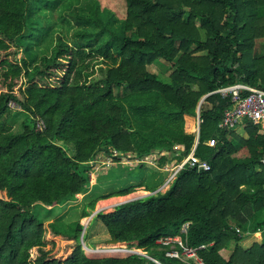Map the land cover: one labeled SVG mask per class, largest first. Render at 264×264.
I'll return each mask as SVG.
<instances>
[{
    "label": "trees",
    "instance_id": "1",
    "mask_svg": "<svg viewBox=\"0 0 264 264\" xmlns=\"http://www.w3.org/2000/svg\"><path fill=\"white\" fill-rule=\"evenodd\" d=\"M62 1L0 0V264H156L137 252L93 258L83 248L80 218L91 214L88 208L133 187L95 193L68 226L41 220L35 208L48 206L56 215L57 205L86 194L100 154L116 163L159 150L162 166L167 153L181 160L197 140L209 171L186 167L167 190L95 217L112 238L162 264H187L158 243L181 234L186 222L187 242L206 244L199 254L207 264H264V240L248 249L240 244L264 227L262 219L250 225L264 208V133L249 120L243 133L220 128L231 100L216 92L241 82L264 88V54L254 55L264 38V0H125L122 16L94 1L74 17L93 27L78 29L80 37L109 34L98 48L58 35L42 55L34 53L44 37L38 10ZM113 50L117 64L103 56ZM158 59L172 67L168 80L149 69ZM18 118L21 130L13 125ZM122 167L108 179L124 177Z\"/></svg>",
    "mask_w": 264,
    "mask_h": 264
},
{
    "label": "rangeland",
    "instance_id": "2",
    "mask_svg": "<svg viewBox=\"0 0 264 264\" xmlns=\"http://www.w3.org/2000/svg\"><path fill=\"white\" fill-rule=\"evenodd\" d=\"M94 1H98L100 3L102 10L107 8L112 11H115L116 13H119L120 16L124 15L125 13V0H63L58 6L43 4L40 10H38L36 16L40 25H42L41 29H43V32H41L40 35H44V37H42L40 40L37 39L38 43L34 44V46L32 47V51L34 53L42 55L48 49L47 47L50 45V43L51 45H54L58 41V35H62V37L66 41L74 44L75 46L85 44L88 45V47L98 48L109 37V34L106 32H98L93 36L80 37V35H77L76 33L78 29H84V27L93 29V27L80 24V22L74 17V13L77 12L87 13L88 9ZM254 48V55H263L264 38L257 39ZM103 56L110 63L116 62L117 64L120 60L118 53L114 50ZM149 69L152 72L157 73L160 78L166 80L169 79L170 73L172 72V67L170 66V64L161 59H158L151 65H149ZM10 105L13 109L19 108V105L14 102H11ZM21 121L22 118H18L14 122L13 125L16 130H21ZM239 131L243 133L241 128H239ZM70 151H72V149H70ZM99 159L103 161L107 160L106 156L100 155ZM169 159V166L167 164L165 166H160L161 161L159 160L160 163H157L156 159L152 156L148 161L144 163L142 168H139L137 174L135 173L136 175H134V179L129 177L130 174L134 173L132 172V168H135L137 165H139L134 160L125 157L122 162H113V164L112 161H109V163H102V161H99L94 164L97 168H95L96 171L92 174V182L89 187L90 190L86 194H80L77 200L61 209L58 208L62 206L57 205L55 207L57 212L56 215L52 212V209L54 211V208L37 204L35 208V215L41 220L45 221L60 220L61 224L68 226L71 222H73L80 216L83 207L89 200L90 196L95 195V193H97L98 195H110L124 188L133 187L131 188L135 189L133 193L124 196L123 198L110 199L108 197L99 199L96 202L94 210L88 208V210L91 211V214L89 216L80 218L81 223L84 225V242L82 244L84 251L88 256L93 258L107 256L125 257L129 254L124 251L110 252L98 250V248H106L107 246L116 245L118 243L108 242L112 239V237L106 230L102 221L95 217L97 214L96 212L100 210L106 212L112 211L114 209L115 204L119 203L120 201H123L124 199L148 195L149 193L154 192L150 190L153 187H157V189L162 190L163 184L165 183L169 175L168 170L170 169V167H172L171 163H174L178 158L176 156L173 157V155L170 154ZM122 166L127 167L124 169V177H122L121 179H108V177H111L113 171L112 169L116 170ZM109 171L111 172L109 173ZM127 243L129 242H124V244L120 243L118 245L125 246ZM88 249L90 250V252H88Z\"/></svg>",
    "mask_w": 264,
    "mask_h": 264
},
{
    "label": "built area",
    "instance_id": "3",
    "mask_svg": "<svg viewBox=\"0 0 264 264\" xmlns=\"http://www.w3.org/2000/svg\"><path fill=\"white\" fill-rule=\"evenodd\" d=\"M216 92L221 93L223 97H228L231 100V105L225 109L222 120L219 122L220 128L239 129L242 127L244 121L249 120L254 125H258L260 131L264 133V88L241 82L221 87L217 89ZM199 121H201V119H199ZM36 124L37 129L39 130L44 129L46 126L45 121L42 118H37ZM215 141V139H209L208 144L210 146H214L216 143ZM197 143L198 140L196 141L190 153L183 159H177L174 163H171L172 167H170L168 170L169 175L163 184V189H158V191L167 190L177 178L179 172L186 167L195 169L197 172L209 171L211 169L209 162L196 154ZM114 154L117 155L119 152L114 150ZM162 154L164 153L160 152L159 150H154L150 154L143 157H137L136 155L130 154V157L124 156L122 161L125 157H128L129 159L134 160L137 164H140L145 163L153 156L157 163H159V159ZM167 154L168 156L171 154L173 157H177L178 155V153ZM100 156H106L107 160L103 161L98 159L94 162V164L99 161H102V163H109V161H112L113 164V159L111 156L107 154H100ZM169 160L170 159L168 158L166 163L162 166H165L166 164L169 166ZM261 163L264 164V156L261 158ZM95 168L97 167L94 165V172L96 171ZM189 224L190 222L183 224L181 234L163 236L158 239V243L166 248L167 256L178 258L187 264H207L199 254V250L205 248L206 244L192 247L187 242L186 235ZM236 230L238 233L242 232L241 228L239 227H236ZM121 249H123V251L129 255L137 252L151 258L156 262V264H162L157 258L149 255L146 251L138 248L136 245L127 243Z\"/></svg>",
    "mask_w": 264,
    "mask_h": 264
},
{
    "label": "crops",
    "instance_id": "4",
    "mask_svg": "<svg viewBox=\"0 0 264 264\" xmlns=\"http://www.w3.org/2000/svg\"><path fill=\"white\" fill-rule=\"evenodd\" d=\"M239 130V129H238ZM133 192L129 193V194H132ZM129 194H126V195H117V196H111L109 197L110 199L111 198H123L124 196H127ZM145 196V195H143ZM142 196V197H143ZM138 197H141V196H137V197H134V198H128V199H124L123 201H120L119 203H122V202H126V201H129V200H133L135 198H138ZM106 200V199H105ZM116 200V199H115ZM117 203V204H119ZM115 204V206L117 205ZM264 220V208L258 212L253 218L252 220L250 221V225H255L257 223L258 220ZM263 231H264V228H261L259 229L258 231H255V232H250L249 234H247V236L240 242V244L248 249L250 248L254 243L258 242V243H262L263 240H264V235H263Z\"/></svg>",
    "mask_w": 264,
    "mask_h": 264
},
{
    "label": "bare ground",
    "instance_id": "5",
    "mask_svg": "<svg viewBox=\"0 0 264 264\" xmlns=\"http://www.w3.org/2000/svg\"><path fill=\"white\" fill-rule=\"evenodd\" d=\"M124 244V242H119L118 244ZM111 245V246H107L106 248H98L99 251H110V252H118V251H123V249H121L123 246L121 245ZM90 249V248H89ZM88 249V252H90V250ZM94 249V248H93ZM91 249V250H93ZM96 250V249H95ZM125 252V251H124ZM93 253V252H92ZM107 253V252H106Z\"/></svg>",
    "mask_w": 264,
    "mask_h": 264
},
{
    "label": "water",
    "instance_id": "6",
    "mask_svg": "<svg viewBox=\"0 0 264 264\" xmlns=\"http://www.w3.org/2000/svg\"><path fill=\"white\" fill-rule=\"evenodd\" d=\"M202 101V100H201ZM158 191V189L156 190V191H154V192H151V193H149V194H152V193H155V192H157ZM148 194V195H149ZM146 196V195H145ZM142 197V196H141ZM138 198H140V197H138ZM136 199V198H135ZM98 212V211H97ZM96 212V213H97ZM83 236H84V232L82 233V236H81V239H83ZM108 242H110V243H119L120 241L118 240V238L116 237V236H114L111 240H109ZM146 264H148V263H146Z\"/></svg>",
    "mask_w": 264,
    "mask_h": 264
}]
</instances>
